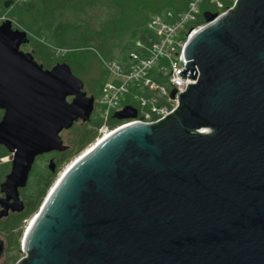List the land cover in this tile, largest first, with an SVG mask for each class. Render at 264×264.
I'll use <instances>...</instances> for the list:
<instances>
[{"label":"water","instance_id":"obj_1","mask_svg":"<svg viewBox=\"0 0 264 264\" xmlns=\"http://www.w3.org/2000/svg\"><path fill=\"white\" fill-rule=\"evenodd\" d=\"M202 17L173 61L183 79L172 113L79 157L23 232L18 264H264V0ZM28 43L1 24L0 146L11 159L0 218L23 211L34 160L66 151L59 135L94 107L67 64L45 70L20 51Z\"/></svg>","mask_w":264,"mask_h":264},{"label":"trees","instance_id":"obj_2","mask_svg":"<svg viewBox=\"0 0 264 264\" xmlns=\"http://www.w3.org/2000/svg\"><path fill=\"white\" fill-rule=\"evenodd\" d=\"M12 1L18 12V25L30 33L37 43L35 56L44 65L51 66L65 62L72 72V66L90 67L89 56L101 66V60L115 62L124 68L132 64L129 54L139 53L137 42L150 46L155 38L147 28V22L153 16L170 13L176 17L184 11L188 0H0V19L5 13L4 3ZM202 13L210 11L207 2L202 5ZM99 12L91 15L89 12ZM73 16L76 21H70ZM202 15L197 24H203ZM56 51L62 53L55 55ZM103 69V68H102ZM73 73V72H72ZM106 73L99 77L93 93L98 97L106 81ZM1 118V112H0ZM89 122L96 127L99 122L92 116ZM119 123L111 119V127ZM9 154L0 146V184L9 172ZM43 156L34 160L26 186L19 196L23 204L35 208L46 196L52 183L53 174L48 167L41 165ZM17 255L7 258V264H15Z\"/></svg>","mask_w":264,"mask_h":264},{"label":"built area","instance_id":"obj_3","mask_svg":"<svg viewBox=\"0 0 264 264\" xmlns=\"http://www.w3.org/2000/svg\"><path fill=\"white\" fill-rule=\"evenodd\" d=\"M205 2L211 7L206 12L220 17L231 12L236 0H188L184 11L176 17L170 13L151 17L147 28L155 40L150 42V46L136 43L140 54H129L132 64L125 71L115 62L101 60L107 79L94 100L91 115L99 122L100 138L96 141L102 139L105 133L128 126L153 125L172 113L173 98L170 99V93L175 95L180 91L183 79L182 75L179 77L176 74L173 61L180 58L187 41L205 25V22L197 24L203 15L201 8ZM125 107L134 109L135 117L119 121L111 127L113 115ZM2 161H7V158ZM25 257L23 252L15 264Z\"/></svg>","mask_w":264,"mask_h":264},{"label":"rangeland","instance_id":"obj_4","mask_svg":"<svg viewBox=\"0 0 264 264\" xmlns=\"http://www.w3.org/2000/svg\"><path fill=\"white\" fill-rule=\"evenodd\" d=\"M29 1V0H28ZM99 12H94L89 14L95 15ZM18 12L16 8L12 5L8 9H5V13L0 19V26L2 23L9 21L11 28L13 30L22 31L21 27L18 25ZM77 18L70 16V21H76ZM27 37L29 43L26 45L20 46V51L23 53H29L33 56L34 60L43 65L45 70H50L56 64H61L65 62H57L51 66L44 65L40 60L35 56V50L37 43L36 39L27 32ZM58 52V51H57ZM62 53L55 54L61 55ZM88 61H90V67H85L80 65L72 66V72L75 78H78L83 83V91L87 97L93 96L94 90L96 88V83L99 77L103 74L102 65L97 62L93 57L89 56ZM107 76V75H106ZM67 101H70L68 99ZM2 116V112H1ZM99 126L96 127L94 124L87 122L82 123L81 121L74 122L72 127L68 130H63L61 132L60 139L62 145L66 147V151L63 153L56 154H46L43 156L42 166L47 167L48 161L53 160L54 164V174L52 183L49 186L46 194L49 189L52 188L54 183L58 180L59 176L74 162L80 157L92 144L94 145L96 140L100 138ZM11 157L7 158V161L10 162ZM0 197H2L0 195ZM45 198V197H44ZM43 198V200H44ZM22 200V198L20 197ZM43 200L38 204V207L35 208L34 205H26L24 203V209L21 213H9L7 217L0 218V242H2L3 249L6 251V255L0 261V264H7V258L13 255H17L20 258L23 255V248L21 246V240L23 232L28 227L31 220L34 218L35 214L38 212L40 205Z\"/></svg>","mask_w":264,"mask_h":264},{"label":"bare ground","instance_id":"obj_5","mask_svg":"<svg viewBox=\"0 0 264 264\" xmlns=\"http://www.w3.org/2000/svg\"><path fill=\"white\" fill-rule=\"evenodd\" d=\"M108 137H110V134L109 133H105L104 135H103V137H102V139H100L99 141H96L95 142V144L93 145H91V146H89V148L81 155V156H83V155H87V154H89L93 149H94V146H96V144H98V143H100L101 141H104L105 139H107ZM102 143V142H101ZM80 156V157H81ZM79 158V157H78ZM78 158H77V160H78ZM74 162H76V161H74ZM74 162L64 171V173L66 172V171H68L71 167H72V165L74 164ZM63 173V174H64ZM61 176H62V174L59 176V178L58 179H60L61 178ZM58 181H56L55 183H57ZM54 186V185H53ZM53 186H52V188H53ZM57 187H58V185H57ZM49 192V191H48ZM54 193V192H53Z\"/></svg>","mask_w":264,"mask_h":264},{"label":"flooded vegetation","instance_id":"obj_6","mask_svg":"<svg viewBox=\"0 0 264 264\" xmlns=\"http://www.w3.org/2000/svg\"><path fill=\"white\" fill-rule=\"evenodd\" d=\"M65 152V151H64ZM58 153H63V152H58ZM50 154H56V152L50 153ZM46 155V154H45ZM42 156V155H41ZM52 160V159H50ZM49 162V161H48ZM48 167V165H47ZM6 255V251L1 247L0 248V261L3 259V257ZM5 264V263H3Z\"/></svg>","mask_w":264,"mask_h":264},{"label":"clouds","instance_id":"obj_7","mask_svg":"<svg viewBox=\"0 0 264 264\" xmlns=\"http://www.w3.org/2000/svg\"><path fill=\"white\" fill-rule=\"evenodd\" d=\"M20 1H23V2H25V1H28V0H20Z\"/></svg>","mask_w":264,"mask_h":264}]
</instances>
